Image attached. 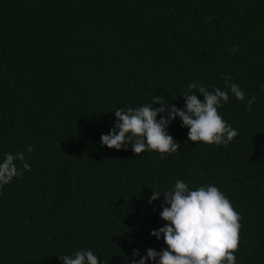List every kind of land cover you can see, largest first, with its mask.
Returning <instances> with one entry per match:
<instances>
[{
    "label": "trees",
    "instance_id": "obj_1",
    "mask_svg": "<svg viewBox=\"0 0 264 264\" xmlns=\"http://www.w3.org/2000/svg\"><path fill=\"white\" fill-rule=\"evenodd\" d=\"M224 76L256 96L251 111L231 93L218 109L238 132L227 146L190 141L179 117L166 129L174 154L101 146L116 109L153 96L184 109L189 83L223 89ZM262 86L264 0H0V162L24 152L31 166L16 161L23 175L0 188V264L159 252L151 233L178 179L216 186L242 217L237 264H264Z\"/></svg>",
    "mask_w": 264,
    "mask_h": 264
},
{
    "label": "clouds",
    "instance_id": "obj_2",
    "mask_svg": "<svg viewBox=\"0 0 264 264\" xmlns=\"http://www.w3.org/2000/svg\"><path fill=\"white\" fill-rule=\"evenodd\" d=\"M238 50L235 46L230 52ZM222 79L223 89L214 87L211 91L202 82L189 83L182 93L186 101L184 109L175 105L169 107L162 96H153L151 103L137 108L127 106L116 109L115 126L110 134L101 136V146L121 150L131 145L132 152L137 156L145 151L159 152L162 157L174 154L179 150V143L166 129L177 117L181 119L182 127L189 129L190 141L227 146L238 132L224 121L218 109L229 102L231 93L235 99L246 101V110L251 111L256 96L246 100L241 88L231 82V77L224 76ZM261 90L264 91V86ZM197 91L202 94L203 100L198 97ZM154 104L162 106L154 109ZM158 116L161 118L157 119ZM33 151L31 146L27 148L29 154ZM16 161L22 163L24 171H31L24 152L6 154L0 162V188L23 175ZM160 197V192L153 189L149 203ZM163 197L164 205L168 206L162 205L160 216L168 223L151 234L157 239L163 238L167 248L159 252L149 248L147 255L139 260L133 259L131 264H147L148 260L153 264H237L234 253L239 250L242 217L216 186L201 185L196 190H190L184 181L178 179L174 188L165 191ZM138 256L139 250H134L133 257ZM58 258L63 264H102L91 250L84 249Z\"/></svg>",
    "mask_w": 264,
    "mask_h": 264
}]
</instances>
